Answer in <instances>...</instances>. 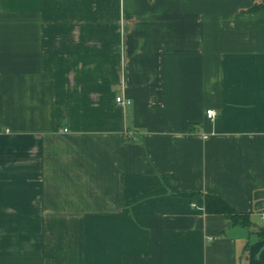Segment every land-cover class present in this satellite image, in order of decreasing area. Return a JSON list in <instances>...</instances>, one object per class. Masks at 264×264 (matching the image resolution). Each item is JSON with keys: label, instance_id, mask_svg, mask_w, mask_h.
I'll return each instance as SVG.
<instances>
[{"label": "crops", "instance_id": "0c3cea01", "mask_svg": "<svg viewBox=\"0 0 264 264\" xmlns=\"http://www.w3.org/2000/svg\"><path fill=\"white\" fill-rule=\"evenodd\" d=\"M262 2L0 0V264H264Z\"/></svg>", "mask_w": 264, "mask_h": 264}, {"label": "trees", "instance_id": "16d2710c", "mask_svg": "<svg viewBox=\"0 0 264 264\" xmlns=\"http://www.w3.org/2000/svg\"><path fill=\"white\" fill-rule=\"evenodd\" d=\"M264 7V2L255 4L252 9L257 10ZM205 208L207 212L224 213L233 223L250 224V217L248 213L238 212L228 205L221 198L207 195L205 201ZM258 234L264 237V227L257 230Z\"/></svg>", "mask_w": 264, "mask_h": 264}, {"label": "built area", "instance_id": "2783aa9c", "mask_svg": "<svg viewBox=\"0 0 264 264\" xmlns=\"http://www.w3.org/2000/svg\"><path fill=\"white\" fill-rule=\"evenodd\" d=\"M116 101L118 103H122V104H125V103L129 102V100L124 99L122 96H117L116 97ZM206 114H207L208 118L214 119L216 117V115H217V112H216V110L214 108H209V109H207Z\"/></svg>", "mask_w": 264, "mask_h": 264}]
</instances>
